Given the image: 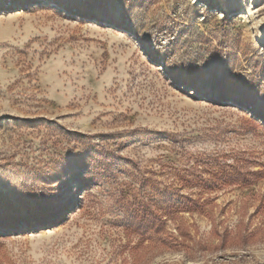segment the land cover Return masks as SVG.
Segmentation results:
<instances>
[{
  "label": "rangeland",
  "instance_id": "obj_1",
  "mask_svg": "<svg viewBox=\"0 0 264 264\" xmlns=\"http://www.w3.org/2000/svg\"><path fill=\"white\" fill-rule=\"evenodd\" d=\"M252 1L0 0V264H264Z\"/></svg>",
  "mask_w": 264,
  "mask_h": 264
},
{
  "label": "trees",
  "instance_id": "obj_2",
  "mask_svg": "<svg viewBox=\"0 0 264 264\" xmlns=\"http://www.w3.org/2000/svg\"><path fill=\"white\" fill-rule=\"evenodd\" d=\"M257 213H259V215L261 214V217L264 216V214H262L259 210ZM156 223L158 222L153 221L152 219H150V217H145L143 220H139L137 223L126 224V229L128 232L131 233L133 231L135 234L141 237L142 241L141 244H138V247H140L141 252L145 255V257H142L141 253L137 251V248H132L131 254L133 257V264H143L146 262V259L149 258L157 248H168L170 246L169 242H178L177 238H175V236L169 233L167 230L163 229L160 231L158 228L152 230V228L156 226ZM237 228L238 232H235L234 234L226 230L224 231L223 235L219 236V238L221 239L220 247L222 249L238 247L245 250L250 246L258 244V242H260L261 240H264V224H262L261 226H255L254 229L250 230L249 232L243 231V228H240V225H238ZM155 235L159 236L160 239L159 242L154 244L152 242V237L155 239ZM147 237H151L152 243L151 245L144 246L143 243Z\"/></svg>",
  "mask_w": 264,
  "mask_h": 264
},
{
  "label": "bare ground",
  "instance_id": "obj_3",
  "mask_svg": "<svg viewBox=\"0 0 264 264\" xmlns=\"http://www.w3.org/2000/svg\"><path fill=\"white\" fill-rule=\"evenodd\" d=\"M252 3L255 4V5L257 4L256 0H253ZM210 92H212V91H210Z\"/></svg>",
  "mask_w": 264,
  "mask_h": 264
}]
</instances>
